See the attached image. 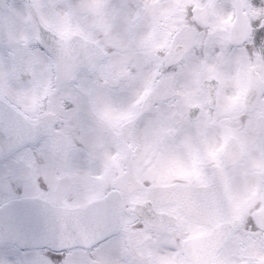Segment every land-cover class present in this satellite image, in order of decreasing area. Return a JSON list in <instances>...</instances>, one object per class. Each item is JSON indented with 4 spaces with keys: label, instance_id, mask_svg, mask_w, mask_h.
Listing matches in <instances>:
<instances>
[{
    "label": "snow or ice",
    "instance_id": "obj_1",
    "mask_svg": "<svg viewBox=\"0 0 264 264\" xmlns=\"http://www.w3.org/2000/svg\"><path fill=\"white\" fill-rule=\"evenodd\" d=\"M245 5L20 0L0 16V264H264V0Z\"/></svg>",
    "mask_w": 264,
    "mask_h": 264
},
{
    "label": "clouds",
    "instance_id": "obj_2",
    "mask_svg": "<svg viewBox=\"0 0 264 264\" xmlns=\"http://www.w3.org/2000/svg\"><path fill=\"white\" fill-rule=\"evenodd\" d=\"M168 40L170 42H174V44L177 46L176 50H182L178 46L180 45V39L179 37L175 35H171L168 37ZM135 96L131 94H124L122 99L126 104H131L135 100ZM213 100H215V96H213ZM212 107H215V104L212 105ZM36 147H39L37 145ZM176 183H183L182 181H177ZM7 200V194L6 193H0V204L4 203ZM11 208L10 207H3L0 208V259H10L11 258V244H10V236L7 232L8 225L11 223ZM174 238L177 242L183 241L185 236L181 234L180 232H177L174 234ZM137 241V237L133 235L130 237L125 243L130 248H135ZM185 258L188 261H191L193 259V251L192 249H187L185 251Z\"/></svg>",
    "mask_w": 264,
    "mask_h": 264
},
{
    "label": "water",
    "instance_id": "obj_3",
    "mask_svg": "<svg viewBox=\"0 0 264 264\" xmlns=\"http://www.w3.org/2000/svg\"><path fill=\"white\" fill-rule=\"evenodd\" d=\"M234 2L239 6V14L242 18H245L244 15L242 14V10L244 8V3L245 0H234Z\"/></svg>",
    "mask_w": 264,
    "mask_h": 264
},
{
    "label": "rangeland",
    "instance_id": "obj_4",
    "mask_svg": "<svg viewBox=\"0 0 264 264\" xmlns=\"http://www.w3.org/2000/svg\"><path fill=\"white\" fill-rule=\"evenodd\" d=\"M130 2H131V0H130ZM17 4H14L13 5V8H14V6H16ZM0 50H2V48L0 47ZM237 147H239V145H237ZM261 159H264V156H257V157H254L253 158V162L255 163L256 161H259V160H261ZM249 179H254V177H250Z\"/></svg>",
    "mask_w": 264,
    "mask_h": 264
},
{
    "label": "flooded vegetation",
    "instance_id": "obj_5",
    "mask_svg": "<svg viewBox=\"0 0 264 264\" xmlns=\"http://www.w3.org/2000/svg\"><path fill=\"white\" fill-rule=\"evenodd\" d=\"M9 1H12V0H9Z\"/></svg>",
    "mask_w": 264,
    "mask_h": 264
}]
</instances>
